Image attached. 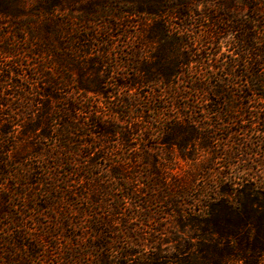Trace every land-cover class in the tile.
Here are the masks:
<instances>
[{"label":"trees","instance_id":"obj_1","mask_svg":"<svg viewBox=\"0 0 264 264\" xmlns=\"http://www.w3.org/2000/svg\"><path fill=\"white\" fill-rule=\"evenodd\" d=\"M131 3V8L127 11L129 14H144L145 17H149L152 20V24L149 28L148 36L152 40H158L162 44L170 42L174 53L163 54L162 52L156 54L155 61L140 62L138 53H132L133 55V67L137 74L124 78L111 77L113 71L102 70L104 66V59L108 57L109 51L102 49L98 58L94 57V51L98 45L96 44L97 36L93 33L78 34L75 32H69L71 43L77 44L71 49L69 61L72 67L78 68L80 74L84 70V67L89 66L93 69L96 75L92 79L84 80L83 78L71 79L66 83H76V89L85 91L84 98L74 94L73 91L62 90V81L59 76L58 67L63 66V55L59 53V50L64 49V38L62 30L52 33H40V43L33 49L35 55H45L49 57L53 55L54 62L49 65L48 62L34 63L33 65H25L22 62H15L10 65L8 69L4 70L0 67V86L3 81V77L7 81L11 82V85L16 87L15 93L12 95L15 98V103L9 102L3 96L0 90V114H3V108H7L18 116L25 111L24 109H31L32 105L38 100V97H43L44 100L39 101L41 103L42 112L35 118H31L29 122L21 124L23 129L22 133H29L36 130L42 131V137L39 139V143L34 147L32 154L36 166H25L21 161V158H17L16 155L10 151V128L7 124L10 120L3 121L0 119V189L5 192L6 195L0 197V219L3 216H10L11 211L7 209L6 204L10 200L12 194L22 197L24 202L26 200H34V197L27 192L28 186L33 183L40 184V180L44 181L43 184L54 185L53 181H58V169L63 168V160L67 159V164L76 165V168L68 171V174L76 172L81 182V193L73 192L78 199H85L88 203L80 208L78 203H70L66 207L57 206L60 213H56V223L51 228H48L41 235L45 239L47 236H53L55 238L70 239L75 236L74 227H77L79 220L84 219V215L91 213V219H88L89 227L93 232V235L85 240L86 247L91 253L96 252L95 259L91 262H83L81 259L84 250L76 251L71 249L67 254L65 261H61L58 264H70L73 262L77 264H122L115 261L113 252L120 254L119 250H122L124 254L125 247L112 246V243L108 241L110 229L112 228L111 218L114 219L117 215H124L122 213L123 200L124 199H136L139 198L134 194H137L134 188L127 186L123 183L125 178L122 177L124 161H118L117 165L111 166L107 169L98 165L97 158H92V154L95 149H98L99 155L103 159H109L107 156L108 151L106 147L98 142V140H89L88 137L99 139L106 134H118L122 135V144L124 147L128 146L129 140L128 130H140V125L132 123L131 127L119 128L117 122H120L118 118L104 117L103 112L99 107H95L93 99L102 95L105 98L114 97L117 99L116 105L110 107L113 114H117L121 109H126L130 113H139L142 119L147 121L148 125L144 131V140L155 138L158 143L166 147L169 153H172L174 145L180 150L181 154L187 143H193L196 138H200V147H208L210 135L202 133L203 127L200 125L203 119L197 121L192 118V111H187L191 107L184 103L182 100L188 98V91L181 88V85L185 81V72L191 63L190 56L181 52V49L188 47L187 32L181 27L173 28L165 25L168 21L164 17L166 11V4L173 2L170 10L181 8L184 1L174 3V0H111ZM63 0H35L34 6L38 11H54L60 9L63 6ZM72 2V1H71ZM226 2V3H225ZM223 6L232 8L235 5H231L230 2L222 0ZM26 0H0V15H11L13 19H18L19 10L24 7ZM175 4V5H174ZM248 6V19L246 25L251 30L255 26L254 33L249 32L248 37H244V21H241V31L243 34L237 39L239 45L241 60L247 58V63L242 62L243 73L238 76L242 80L241 93L238 97L245 99V105L251 97L255 96L261 100L264 107V0H242L240 2V10ZM82 17V21L89 24L90 21L100 20V13H93ZM89 14V13H88ZM96 14V15H94ZM177 14V13H176ZM178 15L182 17H188L187 13L178 11ZM93 16V17H92ZM99 16V17H98ZM55 25L61 26L59 19H52ZM234 21V20H233ZM53 24L52 22H49ZM216 26H219L220 22H214ZM214 25V24H213ZM238 25H235L234 28ZM215 34V32H214ZM32 39H36L35 33L31 34ZM23 38V37H21ZM55 38V39H54ZM1 42V41H0ZM108 47V40L101 41ZM5 44L9 46L11 43L6 41ZM78 46H80L78 48ZM20 49L8 50L0 44V52L5 57L15 58ZM57 64V65H56ZM19 68H22L19 70ZM25 71V73H24ZM6 74V75H5ZM136 75V76H135ZM18 80H15V78ZM20 80H24L27 83H21ZM160 85L164 91L153 90L147 92V94H141L139 92H133L132 88H143L145 86ZM114 86L115 90L109 89L108 86ZM193 88L200 91L206 96H215L221 98L226 104L229 103L231 94L223 85L215 83L211 89L207 86V83L193 81ZM124 89V91H120ZM211 91V93L209 92ZM94 93L89 95L88 93ZM165 93V94H164ZM95 95V96H94ZM166 95L170 98L173 106L182 113L181 117L166 116L169 112V107L166 106ZM146 98L142 100L141 98ZM87 100V104H85ZM220 102H216V105ZM171 107V106H170ZM172 108V107H171ZM102 112V113H101ZM154 112L153 116H149L147 113ZM85 114V119H81V115ZM1 116V115H0ZM10 117V115H9ZM141 119V120H142ZM258 126L264 127V115L257 119ZM121 129V130H119ZM153 129V130H152ZM157 130L158 133H154ZM153 131V132H152ZM41 138H47L54 141L53 144H47L43 146L40 142ZM147 146V144H145ZM150 148V146H148ZM151 149V148H150ZM85 161H78L77 156H83ZM19 154V153H18ZM101 154V155H100ZM148 159L145 164L147 165L146 177L148 181L145 182L147 196L145 199H137L135 206L137 207V217L140 214L139 208H143V205H151L154 201H160L168 206L177 218L179 226L183 228H191L193 232H197L200 239L205 238L209 240L208 244L201 243L195 254L191 253L188 243L177 246L174 259L178 264H234L236 262H243L244 264H259L262 259V252H264V182L262 186L254 185L247 186L244 183L243 189L238 190L236 195V201L228 199L229 189L220 188V199L217 202L211 201L203 204L205 207V213L208 218L195 217V213L192 208L187 207V203L181 200V197L185 196L187 192V186L181 184V182H173L168 179V176L173 174V165L168 162H172V159H160L155 157L150 159V153L146 152ZM5 155V157H4ZM192 153H183V156H189L191 158ZM8 156V157H6ZM162 158V157H161ZM52 161L54 164H52ZM133 168H136L135 166ZM42 171L38 173V171ZM139 169L135 170L138 172ZM28 172H33L36 176L35 182L29 181ZM109 173V174H105ZM39 176V177H38ZM81 178L84 182H82ZM116 179V185L118 190H122V195H117L116 185L113 186L110 179ZM22 180L25 182L22 183ZM19 181V182H18ZM86 182H95L96 187L92 192ZM20 187V189H19ZM263 187V188H262ZM24 189V190H23ZM249 190H254L252 193L255 197H251L248 193ZM45 189L44 194L49 196V206H55L61 199L57 196V191ZM88 192V193H87ZM261 196H257V195ZM211 195L204 193L202 196V202ZM210 199V198H209ZM213 199V200H214ZM69 201V200H68ZM71 201H76L75 198H71ZM205 202V201H204ZM26 205V204H25ZM57 205V204H56ZM59 205V204H58ZM27 206V205H26ZM199 206V205H198ZM198 210H202L198 207ZM70 207L75 208L78 220L73 221L67 210ZM98 209H105L103 214H99ZM58 211V210H57ZM195 211V210H194ZM149 214V213H148ZM94 215V216H92ZM136 216V215H135ZM150 217H155L153 214H149ZM14 224V229L8 231V237L1 238L0 244L7 243L9 246L5 248L0 247V264H34L33 258H36L40 253L44 254L42 249H39L40 237L35 236L36 233L32 227L29 229L26 226L25 215L21 212L20 217L13 218L7 226ZM18 227V228H17ZM22 228V229H21ZM20 229V230H18ZM36 230V229H34ZM33 232V233H32ZM88 231H82L79 235L84 238V234ZM91 232V231H90ZM32 237L31 240L35 243H27L25 238ZM179 238V237H178ZM177 238V239H178ZM181 238V237H180ZM116 239H120L116 238ZM153 240V239H152ZM151 242H155L152 241ZM176 240V239H175ZM186 242V240H180ZM115 242V241H114ZM120 248V249H119ZM160 248V247H156ZM76 252H79V257L76 256ZM166 255L155 254L153 256H147L140 264H167Z\"/></svg>","mask_w":264,"mask_h":264},{"label":"rangeland","instance_id":"obj_2","mask_svg":"<svg viewBox=\"0 0 264 264\" xmlns=\"http://www.w3.org/2000/svg\"><path fill=\"white\" fill-rule=\"evenodd\" d=\"M34 1L26 0L24 7L19 10L18 19L16 20L11 15H0V44L7 47L8 50L20 49L18 50L20 53L15 58L5 57L0 52V67L6 70L17 61L28 66L34 63H42L43 61L52 65L54 62L53 55L49 57L42 55L41 57L40 55H35L33 49L40 43V38L38 39L40 33L60 32L62 30L65 44L64 49L62 51L59 50V53L63 55V66L58 67L59 76L62 81L61 88L62 90L73 91L74 94L82 97V100L85 97V91L77 90L76 83L72 82L69 84L66 83L67 80L69 82L72 81L71 79L76 80L79 78L88 80L92 79L96 74L89 66H85L81 74L78 68L71 66L69 56L72 47H75L77 42L75 44L71 43L70 37L72 35H69V32L98 35L96 41L98 46L93 49L94 57L98 58L102 49L109 51L108 57L104 59L102 70L106 71L105 73H108V70H112L113 73L110 78H124L137 74L132 64V53H138L140 62L148 63L155 61L156 54L161 52L163 54L174 53L173 49L170 48L172 47L170 42L162 44L158 40L149 38L148 32L152 24V20L149 17H145L144 14L136 15L124 12L131 8V3L114 1L115 4H113L111 0H63V6L60 9L47 12L38 11L33 5ZM180 1H184L185 3L181 8L177 7V9L170 10V7L173 5L171 1L166 4L164 17L168 21L165 22V25L170 28L181 27V29L184 28L187 32L189 45L181 49V52H185L190 56L191 63L185 72L186 82H183L181 85V88L188 91V98L182 101L184 103L187 102V105L191 107L187 111H192L193 120L199 121L203 119L200 124L203 127L202 133L210 135L208 147L201 148V139L196 138L193 143H187L183 149V153H192L191 158L183 156V153L181 154V150L176 145H174L172 153H169L166 147L158 143L159 140L157 141L155 138L144 140L145 128L148 125L151 127L153 125L148 124L147 121L142 119L139 113H130L122 108L120 112L113 114L110 107L116 105L117 99L114 97L105 98L102 95L93 99L94 101H98V103H94L95 107L98 106V109H101L104 117H108L110 120H112L111 117L120 120V122H117L119 128L122 127L123 130L124 128L128 129L132 123L140 125V130H128L129 140L127 147L122 145L124 144L122 135H118L117 133L106 134L99 139L88 137L90 141L98 140L103 145L102 147H106V150H111L107 153L109 159H103L101 156H98L100 152L98 149H95L92 153L97 152L92 155V158H97L98 165L101 167L100 169H107L117 165L118 161H127L122 166V177L125 178L123 183L134 188L137 193L134 195L139 197L136 199H124L121 211L126 216L117 215L114 219H110L113 226L108 235L110 237L107 239L111 243L113 242L112 246L125 247L126 252L124 254H122V250H119L120 254L113 252L115 261L122 264H140L145 257L155 254L166 255L167 264H178L177 260L174 259L175 253H179L176 249L177 246H180V243L177 242H182V244L188 243L187 245L190 247V251H192L191 253L195 252V254L198 253L197 250L202 242L205 244L209 243L208 239H200L196 236L198 233L193 232L191 228L179 226V222H177L178 220L170 208L160 201H154L149 206L144 204L143 208H139L141 212L137 217L135 201L137 202V199H145L147 197L145 195L147 192L145 182L148 181L146 177L148 167L145 164L148 160L146 159V152L150 153V159L155 157L172 159V162L168 163L172 164L174 169L172 176H168V179L176 183L179 181L181 184L187 186V192L184 197H181V200L187 203V207L192 208L195 217L208 218L203 204L211 201L217 202L221 197L220 188L229 189V194H227L228 199L236 201V193L238 190L243 189L244 183L247 182L245 185L251 187L255 183L262 186L264 182V127L257 124V119L264 115V107L262 106V101L255 96L251 97L246 105V100L238 97L241 93L242 85V80L238 75L243 73L242 62L246 64L247 58H242L241 60L237 39L243 34L240 30L241 21H244L245 25L244 37L249 36L250 30L246 25L248 23L246 22L249 13L248 6L240 10L239 6L242 0H226L231 5H235V7L232 6L229 9L225 5L223 6L222 0ZM178 2L174 0V3ZM92 10L93 13H100L101 19L94 22L90 21L89 24L84 23L81 18L87 17L90 14L92 15ZM178 11L187 13L188 17L181 18L178 15ZM52 19H59L61 26H51L48 28L49 25H55L54 21H51ZM216 21L220 22L219 26L215 25L214 22ZM235 25H238L236 26L238 29H233ZM254 30L255 26L250 33H254ZM33 33H35L36 39H32L31 34ZM104 39L108 40V47L101 43ZM6 41H9L11 44L7 46L5 44ZM18 79L21 78H15V80ZM20 81L21 83H27L24 80ZM193 81L207 83L209 89L215 83L223 85L228 93L231 94L229 103L226 104L221 98L215 96L209 97L195 90L193 88ZM108 88L115 90L112 85H109ZM152 88L155 91H164L160 85L153 84L150 87L145 86L140 89L134 87L132 90L135 93L147 94L148 90H153ZM0 90L9 102L15 103V98L12 95L15 93L16 87L12 86L11 82L7 81L5 77H3V81L1 82ZM120 91H124V89H120ZM209 92L211 93V91ZM88 94L92 95L94 93L90 92ZM163 96H165L166 106L169 107L168 110L172 109L169 110L166 116L170 115L171 117L182 118V113L173 106L170 101L171 99L166 95ZM141 99L146 100L143 97ZM42 100H44L43 97H38V100L32 105L31 109L21 110L25 111V113L20 112L18 116L7 108H3V114H0V119H3V121L10 120L7 127L11 131L9 136L11 142L7 145L13 155L15 154L17 158H21L25 166H36L34 158L30 153L34 150V147L39 146L37 144L40 137H42V131L36 130L25 134L21 131L23 129L21 124L29 122L31 118H35L41 114L42 107L39 101ZM217 101L220 104L216 105ZM85 102L87 104V100ZM147 114L153 116L155 113L149 112ZM84 117H86L85 114H82L81 119L84 120ZM154 133H158L157 130ZM40 142L43 146L54 143L50 138H41ZM84 156L83 150V156L78 155L77 160L85 161ZM66 161L67 159L65 160L64 158L63 168L58 169V181L52 180L55 183L54 185L43 184L44 181L40 180V184L36 185V183H33L27 187V192L34 197V200L29 199L24 202L22 197L20 198L14 194L11 197L9 196L10 200L6 204V207L11 211V215L3 216L0 219V239H6L9 235L8 231L15 227L12 223L9 227L5 222L10 223L12 217H20L21 212L25 215L27 228L32 227L33 230L31 231L36 232L34 235H39V249L44 251V254L40 253L39 256L33 258L34 264H58L61 261H65L71 249H75L76 251L84 250V255L80 256L84 263L89 260L92 262L96 257V255H93L97 254L93 252L90 256L89 253L91 251L85 248L87 243L85 240L93 235L88 222V219H91V213H87L84 215L83 220H79L77 227H74L75 236H72L70 239L55 238L53 236H47L44 239L42 237V233L48 228H52L57 222L56 213H60L57 206L66 207L70 203H78L80 208H83L88 203L85 199H78L70 192V190H73V192L81 193L82 187L76 172L68 174V171L75 169L76 165L67 164ZM52 164H54L53 161ZM134 166L136 168H133ZM137 169L139 171L135 172ZM40 172L42 171L39 170L38 173ZM28 178L32 183L35 182L36 176L33 172H28ZM81 180L84 182L82 178ZM110 181L114 183L112 184L113 186L117 183L115 178H111ZM24 182L22 180V183ZM86 184L90 187V191L88 192H92L93 188L96 187L95 182H86ZM115 188H117V185ZM45 189L55 190L52 191L54 194L57 191L56 195L61 199L58 203H55L54 208L49 206V196L43 192ZM254 192V190L248 191L250 195ZM116 193L117 195H122L123 191L117 188ZM204 193H208L211 196L208 199L203 198L206 199L204 200L205 202H199L202 200L201 198ZM4 195H6L5 192L0 189V197ZM72 197L76 201L72 202ZM251 197H255V195L252 194ZM197 206L201 207L202 210H198ZM76 211L73 207L67 210L73 221L79 219ZM104 211L105 209H98L101 215ZM148 213L153 214V216L155 215V217L148 216ZM83 230L88 232L84 234V238H81L79 235L82 234ZM119 237L120 239H116ZM31 239L32 237L30 236L25 238L27 243H35ZM184 239L186 242L180 241ZM151 240L155 242L152 243ZM8 246L7 243L0 244L1 248ZM76 253V256L79 257V252ZM261 257L262 259L259 264H264V252H262ZM77 263H79V259ZM77 263L74 262V264ZM70 264H73V262ZM234 264L244 263L236 262Z\"/></svg>","mask_w":264,"mask_h":264}]
</instances>
